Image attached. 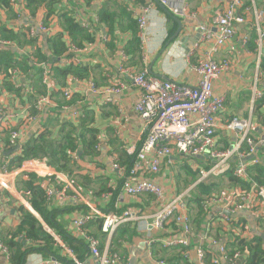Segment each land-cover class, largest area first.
I'll return each instance as SVG.
<instances>
[{
	"label": "crops",
	"instance_id": "0c3cea01",
	"mask_svg": "<svg viewBox=\"0 0 264 264\" xmlns=\"http://www.w3.org/2000/svg\"><path fill=\"white\" fill-rule=\"evenodd\" d=\"M156 1L92 0L89 4H86L80 0L82 3L81 6H78L80 19L87 21L89 26L92 25L93 29L96 30L94 41L90 45H86L80 54L84 60V64L93 68V78L91 80L100 88L108 86L116 87L119 86V83H122L124 88L118 94L97 95L91 93L83 84H74V93H79L81 99L77 102L75 101L76 104L71 101L68 103L64 102L60 108L56 100H54L57 106L42 110L40 115H37L35 121L30 122L26 126L23 136L17 143L22 145L33 135L43 131L48 116L57 118L59 123L63 120H68V116L78 108L82 107L83 109L85 106H90L93 109L92 122L95 128L98 129V136L102 135V144L98 146L101 142L98 139L95 155L89 156L83 152L78 154L75 152L73 154H75L76 158L74 159L71 156L75 160L73 177L76 180L78 179L77 181L83 185L82 187L73 182L72 176L57 171L54 167L48 165L47 161L45 163L43 161L45 158L38 160V163L46 164V166L42 164L38 167V177L47 182L44 185L45 193L46 186L49 183L56 182V178L59 181L57 182L61 185H64L67 180L70 181L73 187L84 198V201L81 203H74L73 201L62 202L55 198L46 199L48 205L56 209L55 213L58 215L59 221L65 224L71 234L73 231L72 220L77 215L90 211L89 208L100 211L112 210L122 212L130 207L137 209L140 214L146 217L151 216L157 208L154 196L148 194L140 195L135 199H129L125 198L118 191L116 198L113 200V191L120 188L116 184L117 182L119 183V176L116 171L111 169L110 160L112 156H115L118 161L119 155L127 156L126 148L138 142L144 129L143 124L139 121L133 110L134 102L138 97V90L133 84L131 76L146 65L148 70L151 68L152 73L150 70L149 72L152 76L177 80L186 84H194L197 76L192 71L191 66L201 58H204L206 50L209 49L206 44H200L196 47L199 43V27L204 26L205 28L214 30L215 24L213 19L223 11L226 0ZM162 1H166V3L163 5ZM74 2H77V0H62L60 7L66 10L71 9ZM145 6H149L150 10L147 16L146 38L143 39L138 34L137 18L142 14L141 8ZM244 6H246L245 8H249V10L243 9ZM102 7H105L109 13L108 19L112 24L111 29L97 21V12ZM243 7L241 8V12L246 17V23L236 26L237 33L235 36L214 53L216 60L221 61L226 59L231 64L230 69L213 82V92L225 96L224 108L217 115L216 119L218 126L216 141L217 148L220 150L233 146L238 137H235L234 134L224 128L225 123L232 115L250 118L254 126L253 139L258 143L257 153L260 156L264 154V104L259 103L258 100L260 98L252 103V96L254 87L258 91L264 92V71L260 68V62L264 59V42L259 52L256 38L254 39L255 47L251 49H248L247 46L244 47L241 39L243 35H246L248 39L250 38L251 28L253 27L252 8L264 9V0H243ZM12 9L20 13L19 19L0 8V21L5 27L15 28L19 24L23 25L27 21H31L30 17L32 16L26 10L21 0L18 1L17 5H12ZM174 9H177V12H174ZM41 12L43 14L44 10L41 8L37 9V14ZM166 12L172 16L171 19L167 18ZM176 18L180 20L182 27L179 34L174 37L175 32L179 28V24L175 20ZM173 23L176 27L170 39L166 41L168 30L172 28ZM49 25L51 26V34L60 31L57 22L52 21ZM133 29H136L137 32H135L139 39V56L141 57L142 67H140V70L128 64V62H132L130 59L134 57V53L128 49V57L123 50V46L136 34L131 31ZM110 40L117 46L116 50L107 47L106 42ZM143 42L145 45H143ZM167 42L169 44L164 48ZM163 48L164 50L161 52ZM188 52H191L190 55L185 56V53ZM157 54L159 56L155 60ZM122 55H125V60L122 59ZM120 66L126 72L119 70ZM260 71L261 73L259 74ZM22 73L27 75L24 72ZM6 82L14 85L10 81V75L5 76L4 72L0 70V121H4L5 125L0 131V159L4 162H7L4 158L19 152L21 148L17 151H11L17 144L10 145L9 131L18 127L22 114L33 113L31 111V102L25 96V92L22 90L15 92L9 89ZM59 97L66 99L62 94H59ZM106 98H110L111 101L105 102ZM63 107L66 108L62 109ZM58 125L55 123V126H52V138L57 137ZM174 159L170 167L163 164L161 171L165 176L162 177L161 174L155 175V179L164 188L166 198H172L177 193L183 191H189L188 193L191 196V191L196 188L197 184L203 183L208 186L218 181L217 175L200 179L197 168H207L209 165L208 160L203 158L188 160L180 156H175ZM260 164L264 166V163ZM46 171L50 173L55 172L59 175L52 173L50 177L52 180H48L44 176ZM189 171L197 172L196 178L188 174ZM85 176L91 178L104 177L97 179L98 182H104L105 187L112 190L99 192V185L92 183L93 180L86 181ZM21 177L23 175L19 176V178ZM83 181L87 182L90 186L84 185ZM223 181L225 182H222V184L228 182L226 178H223ZM212 192L211 194L202 196V198L204 197L203 201H201L204 215L202 222L195 220L198 216V208L195 204L191 203V209L189 205L191 223L193 225L190 247H163L161 241L170 235L171 230L165 232L155 230L145 225L144 221H140L127 222L121 225L111 235L110 241H107L100 231L97 238L100 240L101 251L106 250L109 255L110 253H117L119 258L116 264H157L159 260H162L164 264H197L196 247L198 245L202 248H209L213 257L219 255L218 244H212L211 240L224 244L228 251V243H231L236 237L246 241L252 240V243H255L254 238H258L264 249V213L261 214L262 210H264V204L258 205L256 208L261 214L259 216H256L253 212L244 210L233 214L230 221L226 222L220 216V205L208 204L207 206L208 201L211 198L217 197L220 193ZM108 193L111 194L108 195ZM0 198L1 203H3L0 214V227L3 229H13L18 225L19 217L16 215L14 207L23 205L40 220L44 229L47 228L51 233L57 235L54 230L45 225L41 217L31 208L29 202L17 191L15 183L13 184V189L8 191V196L4 197L1 194ZM203 205H205V208ZM92 222L88 224H92ZM92 227L94 228V226H90L91 229L89 228L91 231L93 230ZM86 230L90 234L87 228ZM235 251L239 250L235 249ZM243 256L244 254L241 253L240 258L231 263L219 255L218 262L221 261L222 264H244ZM33 260H36V257ZM82 263L97 264L88 253ZM0 264L8 263L6 260L0 259Z\"/></svg>",
	"mask_w": 264,
	"mask_h": 264
},
{
	"label": "built area",
	"instance_id": "2783aa9c",
	"mask_svg": "<svg viewBox=\"0 0 264 264\" xmlns=\"http://www.w3.org/2000/svg\"><path fill=\"white\" fill-rule=\"evenodd\" d=\"M13 5H17L15 0H10ZM163 5L166 1H162ZM243 0H226L223 11L215 16L213 21L215 29H208L200 26L199 43L206 44L209 49L206 50L204 58L191 66L192 71L197 76L194 84H186L177 80L152 76L146 67L132 74V81L138 90V97L133 105V110L139 121L143 124L144 129L138 142L128 148L126 153L130 157V165L121 164L115 156H112L111 169L116 171L119 176V183L115 182L119 188L121 195L125 198L135 199L140 195H153L157 208L151 216H143L135 208H127L122 212L112 210H98L89 208L90 211L77 215L72 220V234L78 239L83 240L88 248V254L97 262V264H116L118 261L117 253H110L105 250L101 251L100 240L87 233L86 226L89 222L100 219V231L110 241L111 235L121 225L127 222L144 221L145 225L155 230L165 232L171 230L161 244L163 247H183L188 248L191 245L193 228L191 223L190 212L186 198L189 197V191L177 193L172 198H166L164 188L155 179V175L162 173L163 164L168 167L172 165L175 156H180L188 160L203 158L209 161L207 168H197L200 179L207 176H214L225 172L232 167L233 175L240 179L248 178V166L257 164L260 159L257 156L258 143L254 141V126L250 118H244L232 115L225 123L230 133L238 137L236 143L231 148L220 150L217 148L216 130L217 115L224 108L225 96L220 93L213 92V82L222 74L226 73L230 67V61L224 59L218 61L214 58V53L222 47L228 40L232 39L236 31V26L246 23V17L241 12ZM142 14L137 18L138 34L141 38H146L147 16L149 6L141 8ZM246 11L249 8H245ZM239 11V12H238ZM177 12V9H174ZM253 28L256 33V43L261 51L264 42V9L253 7ZM15 18H20V13L16 12ZM42 12L34 17H30V22L17 25L13 30L26 29L28 35L33 36L36 33L51 34V26L46 25L42 21ZM82 26L87 27L89 23L82 21ZM67 52L59 60L60 65L73 63L76 65L83 64L84 60L80 56L83 48L75 46L67 36ZM242 45L245 47L248 37L243 35ZM15 45L9 40H0V47H8ZM143 45L144 42H143ZM24 48H18L19 52H26ZM71 53L72 56H66ZM191 52L185 53V56ZM125 60V55H122ZM37 64V65H36ZM33 65L38 66V62L33 61ZM42 67L41 83L46 88L44 95H39L33 103V113L21 115L18 127L9 131L10 145H16L23 136L26 126L30 122L35 121L37 115L48 107H56V103L51 96L54 88H57L56 79L50 65L46 63L39 64ZM119 70L126 72L120 66ZM261 71L259 72V74ZM10 81L16 87H22L26 93L32 92L31 80L27 75L18 69H13L10 74ZM86 86L91 93L113 94L120 93L124 88L122 83L116 87H97L95 83L89 79L84 82H77L73 77L67 79L65 86L60 88L62 95L69 99L74 93V84ZM264 92L253 88L252 103L262 98ZM105 102L111 101L106 98ZM82 106V104H81ZM66 107H63L64 109ZM82 116V107L73 111L68 120L77 121ZM5 127L4 121H0L1 128ZM102 135L98 136L101 146ZM97 146V145H96ZM243 146L245 148H243ZM75 159V154L71 153ZM39 159H29L22 162L15 170H8L7 162L0 159V197L3 191L8 192L13 189V184L20 175L25 173H35L38 175V167L45 163H38ZM167 168V167H165ZM55 175H59L52 172ZM45 172L44 176L50 180L52 175ZM59 173V172H58ZM56 182L49 183L46 186V197L55 198L59 201H73L74 203L83 202L84 198L81 193L76 190L70 181H66L64 185ZM58 181V182H57ZM111 193H108L110 195ZM208 204H218L221 206L220 216L226 222L230 221L231 216L241 211H250L259 216L261 214L256 209L258 205L264 204V185L252 181V185L248 190L239 187L224 189L217 197L211 198ZM205 208V205H203ZM2 212V203L0 198V214ZM55 245L60 250V255L66 256L74 264H84L79 261L73 254V251L61 240L59 235L51 233ZM211 243L218 244V253L224 259L234 263L240 258L241 253L235 251L232 254L227 253L224 244L211 240ZM205 251L200 245L196 247L197 264H206ZM219 255L212 258V262L218 263ZM39 256V259H38ZM36 257V260L33 258ZM42 257V258H41ZM0 259H4L8 263L9 250L0 238ZM24 264H62L55 258H44L39 253H31L27 256ZM157 264H164L162 260Z\"/></svg>",
	"mask_w": 264,
	"mask_h": 264
},
{
	"label": "trees",
	"instance_id": "16d2710c",
	"mask_svg": "<svg viewBox=\"0 0 264 264\" xmlns=\"http://www.w3.org/2000/svg\"><path fill=\"white\" fill-rule=\"evenodd\" d=\"M19 0H15L18 3ZM26 10L32 17L37 15V9L41 8L44 10L42 21L44 24L49 25L50 22H57L60 27V31L55 34H44L36 33L33 36L28 35L26 29L13 30L2 25L0 21V40H9L15 45L8 47H0V70L4 72L5 76L11 74L13 69H18L20 72L27 74L28 79L31 80L32 92H25V96L31 102V111H33V103L39 95H44L47 91L45 86L41 83L42 67L40 63H46L50 65L53 71V76L56 79L57 88H54L51 92V96L56 100L58 106L71 102H77L81 99L79 93L75 92L71 95L69 100L62 99L59 94H62L60 88L66 85L67 79L73 77L77 82H84L92 79L93 68L86 64H73L69 63L66 65H60L59 60L67 52V40L65 36L77 47L83 48L86 45H90L94 41L96 30L93 26H82V19L79 17L78 6L82 3L80 0L74 2L71 9H64L60 7L62 0H21ZM84 3L89 4L92 0H82ZM12 2L10 0H0V8L8 11L10 15L15 17L16 13L12 9ZM246 6L243 7L245 9ZM168 19L172 16L165 13ZM97 21L111 29V22L108 19L109 13L105 7L101 8L97 12ZM176 25L173 23L172 28L168 30V36L166 41L170 39L174 32ZM133 33L136 29L131 30ZM137 32V31H136ZM135 32V33H136ZM256 38L255 30L251 28V35L248 39L246 46L248 49L255 47L254 39ZM118 41V40H117ZM139 39L137 33L134 34L133 38L123 46V50L128 56V49L134 53V57H131L128 64L134 66L138 70L141 67V57L139 56ZM109 49H117V46L113 41L106 42ZM26 52H19L18 48H24ZM46 48V49H45ZM135 51V52H134ZM137 53V54H136ZM139 53V54H138ZM68 57L72 56L71 53H67ZM129 57V56H128ZM38 62V66L33 65V61ZM141 67V68H140ZM260 68L264 71V59L260 62ZM9 89L19 92L22 87H16L10 82H6ZM23 91V90H22ZM24 92V91H23ZM259 103L264 104V96L260 98ZM76 102L74 104H76ZM93 109L90 106H85L82 109V116L77 121L63 120L58 123L57 118L50 116L46 119L45 128L43 131L36 135H33L27 139L22 145L19 152L10 155L4 159L7 160L8 170H15L21 163L29 159H43L45 158L48 165L54 167L57 171L72 176L74 183L82 187L83 185L73 177V167L75 166V160L72 159L71 153H85L89 156L95 155V148L98 141V129L93 125ZM55 123L59 124L57 130V137L52 138V126ZM243 148H245L243 146ZM260 161L257 164H251L248 166V178L240 179L233 175L232 167L225 172L217 175V182L210 185H204L199 183L196 188L191 191V198L187 199L188 208L191 203H194L198 208V216L195 218L198 222L203 220V210L201 208L202 196L208 195L214 192H220L223 189L232 187H239L244 190H248L252 185V181L258 184L264 185V166L260 163H264V154L260 155L257 153ZM130 157L119 155V162L121 164L129 166ZM193 178H196L197 172L189 171ZM86 181H92L97 183L100 187L99 192L111 191L107 189L105 183H99L97 179L104 177L91 178L88 176L84 177ZM223 178L227 179L226 184H222ZM52 180V179H50ZM192 182V181H191ZM186 183V182H185ZM190 183V182H189ZM187 183V184H189ZM47 182L41 179L35 173H25L21 178H17L15 181L17 191L29 202L31 208L41 217L45 225L50 229L54 230L57 235L60 236L61 240L69 247L74 256L81 262H84L88 248L86 243L73 236L71 232L66 228L65 224L59 221L58 215L55 213L56 209L50 207L46 201V193L44 185ZM84 185L90 186L87 182L83 181ZM119 188V187H118ZM120 190V189H119ZM113 191V200L116 198L117 192ZM2 196L7 197L8 192L3 191ZM151 197V196H150ZM3 204V203H2ZM16 215L19 217V222L13 229H3L0 227V238L4 245L9 250L8 264H24L29 254L37 252L44 258H55L62 264H74L66 256L60 255V250L55 245L54 237L48 233L42 226V223L36 218L29 210L23 205L14 207ZM190 212V210H189ZM92 222V221H91ZM101 220H95L92 224H88L86 228L92 236L98 237L100 232ZM194 224V222H193ZM90 226H94L93 232L90 230ZM90 228V229H89ZM193 228V225H192ZM104 235V234H102ZM20 239V240H19ZM103 241V239H102ZM254 242L246 241L236 237L231 243H228V254L239 250L243 256L244 264H264V249L258 238H254ZM31 243V244H30ZM161 246V245H160ZM162 247V246H161ZM204 248V247H203ZM226 248V247H225ZM227 249V248H226ZM205 262L206 264H222L221 261L218 263L212 262L213 254L210 249L205 247Z\"/></svg>",
	"mask_w": 264,
	"mask_h": 264
},
{
	"label": "water",
	"instance_id": "95a60500",
	"mask_svg": "<svg viewBox=\"0 0 264 264\" xmlns=\"http://www.w3.org/2000/svg\"><path fill=\"white\" fill-rule=\"evenodd\" d=\"M155 2H157L156 0H155ZM159 5H160V3H158ZM161 6V5H160ZM177 22H178V24H179V28H178V30L175 32V35H174V37L175 36H177L178 34H179V32H180V30H181V27H182V23L180 22V20H178L177 18L175 19ZM198 36V35H197ZM199 37V36H198ZM197 37V38H198ZM169 44V42H167L166 44H165V46H164V48L167 46ZM164 48L161 50V52H163V50H164ZM160 54V53H159ZM159 54H157V56L155 57V60L158 58V56H159ZM150 70V72L152 73V71H151V68L149 69ZM21 147V144H17L11 151L13 152V151H17L19 148ZM232 147V146H231ZM230 147V148H231Z\"/></svg>",
	"mask_w": 264,
	"mask_h": 264
},
{
	"label": "bare ground",
	"instance_id": "6f19581e",
	"mask_svg": "<svg viewBox=\"0 0 264 264\" xmlns=\"http://www.w3.org/2000/svg\"><path fill=\"white\" fill-rule=\"evenodd\" d=\"M32 213V212H31ZM31 244V243H30Z\"/></svg>",
	"mask_w": 264,
	"mask_h": 264
}]
</instances>
